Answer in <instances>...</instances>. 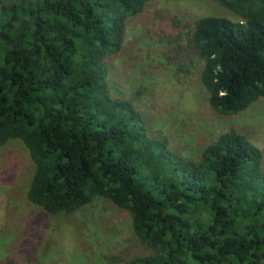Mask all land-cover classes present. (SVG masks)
<instances>
[{
    "label": "trees",
    "instance_id": "trees-1",
    "mask_svg": "<svg viewBox=\"0 0 264 264\" xmlns=\"http://www.w3.org/2000/svg\"><path fill=\"white\" fill-rule=\"evenodd\" d=\"M153 1L0 0V147L26 148L44 213L127 211L146 253L122 264H264L260 151L230 131L185 159L109 89L106 63ZM212 1L237 19L204 17L185 41L210 108L232 116L264 99V0Z\"/></svg>",
    "mask_w": 264,
    "mask_h": 264
},
{
    "label": "rangeland",
    "instance_id": "rangeland-1",
    "mask_svg": "<svg viewBox=\"0 0 264 264\" xmlns=\"http://www.w3.org/2000/svg\"><path fill=\"white\" fill-rule=\"evenodd\" d=\"M207 16L237 19L212 0H154L128 20L123 49L107 61L109 89L130 101L179 156L198 161L207 146L234 131L260 151L264 170V99L220 115L200 83L203 61L185 36ZM33 170L21 142L0 147V264H122L146 253L133 237L130 214L106 199L71 215L31 205L25 195Z\"/></svg>",
    "mask_w": 264,
    "mask_h": 264
}]
</instances>
